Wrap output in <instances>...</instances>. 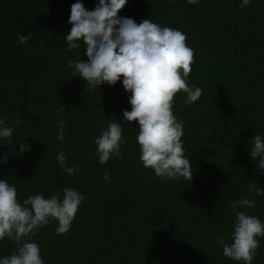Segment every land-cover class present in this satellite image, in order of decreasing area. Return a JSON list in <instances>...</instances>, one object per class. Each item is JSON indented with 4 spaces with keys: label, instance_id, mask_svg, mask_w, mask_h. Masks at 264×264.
Returning a JSON list of instances; mask_svg holds the SVG:
<instances>
[{
    "label": "trees",
    "instance_id": "obj_1",
    "mask_svg": "<svg viewBox=\"0 0 264 264\" xmlns=\"http://www.w3.org/2000/svg\"><path fill=\"white\" fill-rule=\"evenodd\" d=\"M76 2L94 10L99 0H0V119L13 129L11 143L0 137V179L15 186L21 205L37 194L62 199L64 188L84 196L66 234L56 233L53 220L33 237L44 264H243L225 257L216 238L232 243L231 205L241 198L256 206L237 210L264 223V195L249 192L252 185L264 192L249 145L255 134L264 139V0L243 9L242 0H127L118 13L177 29L194 50L186 80L202 95L185 104L179 92L172 105L183 121L191 181L161 180L144 167L138 121L124 122L131 93L123 77L86 91L87 82L72 77L70 61L88 59L83 41L69 50L65 39ZM20 34L31 38L20 44ZM112 122L123 127L121 155L102 165L95 140ZM21 144L28 145L23 154ZM60 152L77 165L75 174L60 168ZM257 239L252 264H264V237ZM16 249L6 237L0 258Z\"/></svg>",
    "mask_w": 264,
    "mask_h": 264
},
{
    "label": "clouds",
    "instance_id": "obj_2",
    "mask_svg": "<svg viewBox=\"0 0 264 264\" xmlns=\"http://www.w3.org/2000/svg\"><path fill=\"white\" fill-rule=\"evenodd\" d=\"M196 4L198 0H187ZM127 0H99L94 10H86L81 2L71 5L70 32L65 36L68 49L86 46L87 61H70L74 68L72 77L79 75L87 83L84 91L95 89L102 84L114 86L123 77L124 89L131 93V111L124 110L125 123L138 121L137 141L140 159L145 168H151L161 180L184 179L191 181L193 172L188 159L184 158L182 144L183 121H177L172 112L174 97L186 93L185 104L198 101L202 95L199 87H190L186 78L194 63V50L187 46L186 35L177 29L162 27L145 18L139 24L132 18L118 15ZM250 0H242L240 7H247ZM31 34L18 35L20 44L26 43ZM63 106L58 111H63ZM19 124L20 120L14 121ZM58 126L57 139L64 140V125ZM123 127L118 122L108 124L95 140L99 163L106 164L113 156L121 155ZM13 129L5 126L0 119V137L11 143ZM250 155L258 170L264 171V139L255 134L249 142ZM20 154L28 150V145H19ZM15 153H13L14 155ZM4 155L3 162H7ZM60 168L68 174H75L77 165L68 166L63 152L57 155ZM106 181L110 180L107 172ZM249 192L264 195L255 185ZM84 196L71 188L63 189V198L53 194L45 198L42 194L29 196L21 205L17 200V190L6 180L0 179V241L6 237L17 244V249L9 256L0 258V264H44L40 247L31 242L33 237L53 220L58 221L55 229L58 235L66 234L78 212ZM256 201L241 198L231 205L236 217L232 243L222 237L217 243L223 248V255L243 264H252L258 254L259 241L264 237V223L258 217L249 215L238 208H254Z\"/></svg>",
    "mask_w": 264,
    "mask_h": 264
}]
</instances>
